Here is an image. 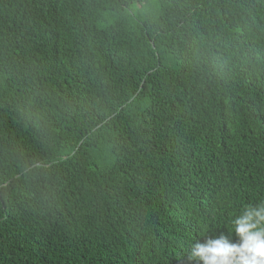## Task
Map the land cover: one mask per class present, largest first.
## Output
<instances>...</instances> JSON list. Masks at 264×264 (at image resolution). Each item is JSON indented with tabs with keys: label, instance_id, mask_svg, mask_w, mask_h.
Here are the masks:
<instances>
[{
	"label": "trees",
	"instance_id": "16d2710c",
	"mask_svg": "<svg viewBox=\"0 0 264 264\" xmlns=\"http://www.w3.org/2000/svg\"><path fill=\"white\" fill-rule=\"evenodd\" d=\"M261 199L264 0H0V264H188Z\"/></svg>",
	"mask_w": 264,
	"mask_h": 264
},
{
	"label": "clouds",
	"instance_id": "9594fccd",
	"mask_svg": "<svg viewBox=\"0 0 264 264\" xmlns=\"http://www.w3.org/2000/svg\"><path fill=\"white\" fill-rule=\"evenodd\" d=\"M202 237V242L188 243V264H264V199L241 205L229 220L227 234Z\"/></svg>",
	"mask_w": 264,
	"mask_h": 264
}]
</instances>
